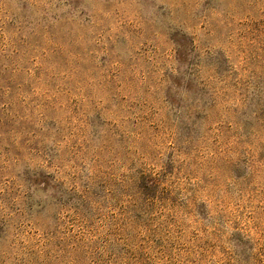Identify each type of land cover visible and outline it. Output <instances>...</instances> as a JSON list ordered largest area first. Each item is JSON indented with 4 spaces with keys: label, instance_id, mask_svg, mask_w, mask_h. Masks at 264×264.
<instances>
[{
    "label": "rangeland",
    "instance_id": "rangeland-1",
    "mask_svg": "<svg viewBox=\"0 0 264 264\" xmlns=\"http://www.w3.org/2000/svg\"><path fill=\"white\" fill-rule=\"evenodd\" d=\"M264 264V0H0V264Z\"/></svg>",
    "mask_w": 264,
    "mask_h": 264
},
{
    "label": "trees",
    "instance_id": "trees-1",
    "mask_svg": "<svg viewBox=\"0 0 264 264\" xmlns=\"http://www.w3.org/2000/svg\"><path fill=\"white\" fill-rule=\"evenodd\" d=\"M96 264H101L98 260L96 261Z\"/></svg>",
    "mask_w": 264,
    "mask_h": 264
}]
</instances>
